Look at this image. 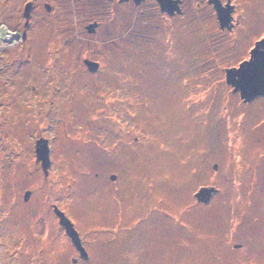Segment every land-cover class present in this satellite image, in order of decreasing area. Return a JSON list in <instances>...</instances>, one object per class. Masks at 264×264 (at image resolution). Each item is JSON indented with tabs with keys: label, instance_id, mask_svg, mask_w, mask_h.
I'll return each mask as SVG.
<instances>
[{
	"label": "rangeland",
	"instance_id": "374dc122",
	"mask_svg": "<svg viewBox=\"0 0 264 264\" xmlns=\"http://www.w3.org/2000/svg\"><path fill=\"white\" fill-rule=\"evenodd\" d=\"M28 1L0 0V264H264V97L226 77L264 38V0H219L224 26L211 0L178 19L33 0L19 43Z\"/></svg>",
	"mask_w": 264,
	"mask_h": 264
},
{
	"label": "water",
	"instance_id": "95a60500",
	"mask_svg": "<svg viewBox=\"0 0 264 264\" xmlns=\"http://www.w3.org/2000/svg\"><path fill=\"white\" fill-rule=\"evenodd\" d=\"M211 1L215 4L218 10V16L222 26L227 25L228 21L231 19L230 8H222L219 0ZM165 3L166 5L168 4L167 0H165ZM30 10L31 4L28 3L24 11L27 21L26 24L29 23ZM92 28L93 26L90 27L91 31H93ZM24 37H26V33H24ZM260 43L264 42L262 41ZM92 64V62L88 63L92 70H96L98 67L97 63H95L96 65ZM226 77L227 82L234 86V91L239 90L242 94V97L246 98L247 101L257 96L264 95V51H257L256 54H253L250 61L241 63L238 68L227 69ZM36 152L37 160L42 161V167L45 171V175H48L49 167L51 165L50 148L48 141L43 137L37 141ZM217 191L218 189L215 186H203L195 195L198 201L209 203L212 196ZM29 196L30 191L27 192L25 198L27 199ZM55 212L58 214L60 223L66 228V232L71 237L74 245L80 250L82 257H88L87 251L82 244L80 235L74 227L73 222L58 206H55Z\"/></svg>",
	"mask_w": 264,
	"mask_h": 264
},
{
	"label": "flooded vegetation",
	"instance_id": "af4514ba",
	"mask_svg": "<svg viewBox=\"0 0 264 264\" xmlns=\"http://www.w3.org/2000/svg\"><path fill=\"white\" fill-rule=\"evenodd\" d=\"M103 1L106 2L105 3L106 6H110L111 2H117L119 4L125 5L126 7H130L131 9H134V10L137 8H139V9L141 8V9H145V10L149 11L150 14H163V15L166 14V16H170L172 18H177V19L180 18V16L181 17L183 16L184 8H185V2H186V0H167L168 4L166 5L165 0H103ZM98 2H99V4L102 3V1H100V0ZM28 3L31 4V10H30L29 23L26 24L27 21H25V24H24L25 28H24L23 32L26 33V37H24V33L21 36V39H20L21 34L17 33L15 35V37L13 36L14 38L17 39L16 42H19V43H20V41L26 42V40L28 39V29L31 26V17L33 15V11L36 9L35 7L37 6L33 0L28 1L26 3V5ZM26 5H25V7H26ZM43 7H45V9H47L48 12H51L52 9L54 8V6H52L49 2L44 3ZM222 8L226 9L227 7L222 6ZM100 13H104V12L102 11ZM97 14H99V13L97 12ZM217 16H218V14H217ZM91 26H93L92 32H95L97 30V28L100 26V21H98L97 19L90 21V23L86 27L90 30ZM13 39H11V40H13ZM262 41L264 42V38L257 39V40H255V42L252 44L251 47L247 48L246 58L241 63L250 61L253 54H256L257 51L258 52L264 51V43H260ZM240 64H239V66H240ZM238 67H232V68H238ZM90 71H92V70H90ZM260 97H264V95L257 96L255 98H253L252 100L247 101V103L254 102L256 99H259ZM81 241H82V239H81ZM82 244H83V242H82ZM84 248L86 249L85 246H84ZM87 254H88V252H87ZM88 257H89V255H88ZM88 257H85V258L87 259ZM75 262H77L76 259H75Z\"/></svg>",
	"mask_w": 264,
	"mask_h": 264
},
{
	"label": "built area",
	"instance_id": "2783aa9c",
	"mask_svg": "<svg viewBox=\"0 0 264 264\" xmlns=\"http://www.w3.org/2000/svg\"><path fill=\"white\" fill-rule=\"evenodd\" d=\"M2 30V29H1ZM9 36H13V35H9Z\"/></svg>",
	"mask_w": 264,
	"mask_h": 264
}]
</instances>
